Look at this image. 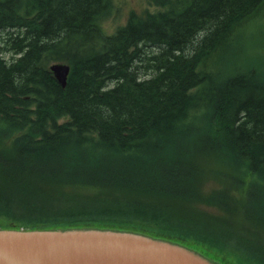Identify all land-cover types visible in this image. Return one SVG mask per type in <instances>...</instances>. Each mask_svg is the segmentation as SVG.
Here are the masks:
<instances>
[{
    "label": "trees",
    "instance_id": "16d2710c",
    "mask_svg": "<svg viewBox=\"0 0 264 264\" xmlns=\"http://www.w3.org/2000/svg\"><path fill=\"white\" fill-rule=\"evenodd\" d=\"M158 2L106 34L113 0H0L12 55H0V194L45 216L7 213L1 229L257 250L242 222L264 232V84L213 83L209 69L264 0ZM57 62L70 67L63 89ZM207 180L227 189L205 192ZM244 186L242 200L229 191Z\"/></svg>",
    "mask_w": 264,
    "mask_h": 264
},
{
    "label": "water",
    "instance_id": "95a60500",
    "mask_svg": "<svg viewBox=\"0 0 264 264\" xmlns=\"http://www.w3.org/2000/svg\"><path fill=\"white\" fill-rule=\"evenodd\" d=\"M50 71L64 88L69 67L56 63ZM195 251L130 232L0 229V264H215Z\"/></svg>",
    "mask_w": 264,
    "mask_h": 264
},
{
    "label": "rangeland",
    "instance_id": "374dc122",
    "mask_svg": "<svg viewBox=\"0 0 264 264\" xmlns=\"http://www.w3.org/2000/svg\"><path fill=\"white\" fill-rule=\"evenodd\" d=\"M167 2L165 1V4ZM166 8L161 7L158 0H113V4L110 8L109 14L101 21V27L104 33L113 34L118 29L125 26L127 20L130 17H146L149 14L160 13ZM10 31H0V55L5 59L12 57L6 49V42L4 41ZM237 38L224 44L225 51H221L219 56L213 60L210 71L217 72V75L211 76L212 82L225 81L233 76H247L248 74L255 75L254 82L264 84V14L256 15L254 18L244 24V26L237 31ZM232 46V48H231ZM150 51H156L155 48H150ZM62 63V62H58ZM64 120L59 119L58 123H62ZM14 139L11 136L6 140L5 144L10 145ZM38 139V138H37ZM53 166V163H50ZM214 165L211 167V171L214 172ZM227 173V172H226ZM251 178H255L251 174H246ZM236 180V179H234ZM213 180H207L202 184V188L205 192H209L211 186H214ZM216 183V182H215ZM218 189L225 190L226 186L222 183H216ZM233 196L237 199L243 198V194H247L246 187L235 188L229 190ZM255 194V193H254ZM0 225L9 223L8 218H11L7 213L16 215V219L24 217H41L45 219V216L40 215L34 210H28L25 208L24 203L21 201L12 200L4 197L0 194ZM239 215L243 216L239 213ZM8 217V218H7ZM242 226L246 228V237L249 241H255L257 250L247 249L244 251L242 245L235 246L234 248H227L225 251H232L233 255L226 257L216 254L214 252L205 249L204 247L192 245L191 248L199 250V255H211L213 262L217 264H264V232L260 228L251 226V223L242 222ZM202 238V237H199ZM223 250V249H219ZM242 251L243 253H239ZM255 255V256H254ZM254 258H250V257Z\"/></svg>",
    "mask_w": 264,
    "mask_h": 264
},
{
    "label": "bare ground",
    "instance_id": "6f19581e",
    "mask_svg": "<svg viewBox=\"0 0 264 264\" xmlns=\"http://www.w3.org/2000/svg\"><path fill=\"white\" fill-rule=\"evenodd\" d=\"M58 63V62H57ZM53 64H56V63H52V64H50L49 65V67H48V69H49V71H50V66L51 65H53ZM60 64H65V65H67L68 67H69V65L68 64H66V63H60ZM69 71H70V67H69ZM51 72V71H50ZM51 74H52V72H51ZM69 74V73H68ZM52 76H53V74H52ZM68 77V76H67ZM67 80V79H66ZM66 85V84H65ZM60 86V85H59ZM63 89V88H62Z\"/></svg>",
    "mask_w": 264,
    "mask_h": 264
}]
</instances>
